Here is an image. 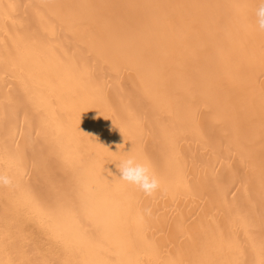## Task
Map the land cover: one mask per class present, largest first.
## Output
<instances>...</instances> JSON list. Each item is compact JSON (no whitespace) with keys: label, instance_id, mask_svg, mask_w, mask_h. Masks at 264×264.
Instances as JSON below:
<instances>
[{"label":"bare ground","instance_id":"obj_1","mask_svg":"<svg viewBox=\"0 0 264 264\" xmlns=\"http://www.w3.org/2000/svg\"><path fill=\"white\" fill-rule=\"evenodd\" d=\"M260 3L0 0V264H264Z\"/></svg>","mask_w":264,"mask_h":264},{"label":"clouds","instance_id":"obj_2","mask_svg":"<svg viewBox=\"0 0 264 264\" xmlns=\"http://www.w3.org/2000/svg\"><path fill=\"white\" fill-rule=\"evenodd\" d=\"M256 23L260 30L264 31V0L256 9ZM119 170V178L136 186L147 195L153 194L161 184L160 177L156 174L151 164L146 160H140L131 153H126L116 164ZM13 177L0 173V186H12Z\"/></svg>","mask_w":264,"mask_h":264}]
</instances>
